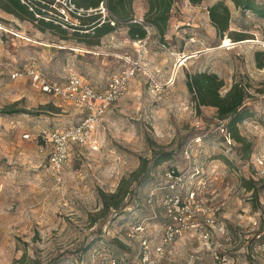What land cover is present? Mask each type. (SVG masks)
<instances>
[{"label": "rangeland", "instance_id": "1", "mask_svg": "<svg viewBox=\"0 0 264 264\" xmlns=\"http://www.w3.org/2000/svg\"><path fill=\"white\" fill-rule=\"evenodd\" d=\"M24 1L34 12L44 2V14L60 21L64 0ZM217 1L203 0L202 8L189 0L174 4L164 44L157 34L148 43L146 72L134 75L99 120L92 137L98 148L71 145L60 180L48 164L49 149L41 152L37 137L42 130L75 126L82 113L36 90L24 74L11 79L10 72L34 67L50 82L61 83L73 68L105 86L124 68L113 54L134 57L132 40L124 24L103 35V45L95 35L82 40V34L54 23L48 28L50 22L35 16L0 17L11 32L0 30V110L16 103L29 112L0 115V264H110L112 259L139 264L142 236L153 249L170 219L162 203L169 167L183 176L174 189L186 207L172 218L181 233L161 256L152 253L156 264H264V66L259 67L264 63V17L224 0L229 31L247 38L220 39L206 12ZM132 7L134 17L144 18L145 0H134ZM89 10L94 9L86 10L79 23H90L92 17L102 22L108 15L100 5ZM70 46L95 53L76 55ZM183 55L191 57L184 60ZM196 71L216 73L224 90L233 82L246 88L249 116L238 130L252 145L249 156L221 131L224 123L214 108L195 107L185 75ZM160 152L170 158L152 167ZM141 158L151 160L147 181L120 214L100 216L99 192H114ZM249 180L257 192L246 188ZM138 223L143 234H131Z\"/></svg>", "mask_w": 264, "mask_h": 264}, {"label": "built area", "instance_id": "2", "mask_svg": "<svg viewBox=\"0 0 264 264\" xmlns=\"http://www.w3.org/2000/svg\"><path fill=\"white\" fill-rule=\"evenodd\" d=\"M20 1L26 4L24 0ZM40 3L43 6L41 8V13L34 12L33 8L29 7V10L34 13L36 19H42L44 21L60 25L64 29L68 28L67 25L77 24L80 17H83L82 15L86 11L82 8H77L73 0H64L63 6H61V9L59 10L60 21L55 22L49 16L44 14V2ZM105 3L106 0L100 3V11L102 13L108 12L105 7ZM197 7L202 8L198 4ZM89 11L93 12L96 11V9ZM108 17L109 13L107 17H104L105 19L103 21L107 19V22H109L110 25L115 26L116 20ZM129 22L137 24L141 27L145 32V35L141 39L134 40V57H122L125 67L110 76L107 85L103 90L96 89L76 72H69L64 82L61 83L50 82L38 69H35L34 67L24 70V73L18 71L10 72L11 79L16 80L24 74L30 78L32 85L36 90L44 94L54 96L62 102L72 104L76 108L80 109L82 113L83 117L80 119V122L73 127L53 131L42 130L38 134L37 138L41 142L39 146L40 151L43 152L44 148L49 149L48 164L50 165L53 174L59 180L64 167L69 161L71 145H88L93 149H97L98 145L92 141V137L95 130L98 128L99 120L105 114L107 109L113 103L119 101V99L125 94L128 89L129 82L132 80L134 75L138 72H146L143 60L148 53L147 46L154 35L157 34L159 38L158 31L153 24L143 17L135 16ZM0 30L10 32V30L7 29L1 22ZM220 129L222 132L225 131L224 127H221ZM24 137L29 138L30 135L24 134ZM258 162L259 164H263L262 160H258ZM182 177L183 176L179 171L172 169H167L164 172V178L168 181V183L165 186V189L167 190L163 194L162 203L164 205L163 208L165 215L170 219L164 226L161 243L154 246L153 249L151 247L150 240L142 236L140 240L139 264H156L155 260L152 258V253L154 252L156 256H161L163 254L164 246L172 242L175 237L181 233V227H177L173 223V219L176 220L175 214L183 212L186 207L185 203L180 198V195L178 193L176 194V190L174 189L175 185L180 184L183 181ZM153 195L154 192L149 195V202L152 200L151 196ZM190 197H193V194ZM144 229L143 224L138 223L131 230V234H143ZM110 264H119V262L112 259Z\"/></svg>", "mask_w": 264, "mask_h": 264}, {"label": "trees", "instance_id": "3", "mask_svg": "<svg viewBox=\"0 0 264 264\" xmlns=\"http://www.w3.org/2000/svg\"><path fill=\"white\" fill-rule=\"evenodd\" d=\"M11 11L18 16L24 14L33 20L34 13L29 10V6L22 3L20 0H7ZM29 1V0H27ZM104 0H73L77 8L84 10L96 9ZM134 0H106L105 7L109 13L108 18L116 20V25L112 26L107 19L98 26L99 22L95 17L91 19V27L96 29L99 35L113 31L118 25L125 24L128 28V36L131 40L141 39L145 32L137 24L130 23L133 13ZM178 0H145L147 9L144 13V18L155 26L158 31L159 38L164 44V35L168 27V21L171 17V12L174 4ZM203 0H189L193 5L201 3ZM234 7L242 11H249L259 17H264V0L258 3L256 0H230ZM42 8V4H40ZM41 9L35 12L41 13ZM134 17V16H133ZM208 17L211 25L216 31V35L223 39L227 35L233 41H241L247 38L245 33L233 34L229 31L230 11L224 0H219L209 6ZM43 22V21H42ZM44 23V22H43ZM48 28L54 27L51 23H45ZM264 63H259V67H263ZM186 87L191 95L192 101L197 109L201 107H211L215 109L216 117L224 123V129L229 140L238 143L242 150L249 156L251 151V143L246 141L240 135L238 123L249 116V111L245 106L247 98L246 88L238 83L233 82L226 90H224V82L216 73L206 71H196L186 73ZM17 113H29L22 108H16V103L4 106L0 110V115H12ZM226 137V136H224ZM170 154L160 152L151 164L152 167L168 160ZM151 160L141 158L139 166L132 171L128 176L123 177L117 188L112 193L104 191L99 192L101 199V209L99 215L105 217L111 213L120 214L126 207L129 198L134 195L136 189L145 183L149 177V163ZM150 166V167H151ZM171 170L177 171L174 167H169ZM178 173V172H177ZM248 190L257 192L259 188L254 189V184L251 180L245 182ZM260 188H264V179L261 182ZM83 249V248H82Z\"/></svg>", "mask_w": 264, "mask_h": 264}, {"label": "crops", "instance_id": "4", "mask_svg": "<svg viewBox=\"0 0 264 264\" xmlns=\"http://www.w3.org/2000/svg\"><path fill=\"white\" fill-rule=\"evenodd\" d=\"M8 8H10V6H9V4H8V1L7 0H0V17L1 18H3V19H8V17H11V16H13V17H19L20 16V18L21 19H30L29 17H27V16H21V14L18 16L17 14H15V13H13V12H11V11H8ZM198 8V7H197ZM207 12V11H206ZM90 14H88L87 13V16H89ZM83 17H84V15H82ZM80 22V21H79ZM77 23V24H71L70 26L71 27H69V28H66V30L67 31H70V33L72 32V33H74V32H76V33H80V34H82V40L84 39V37H89V35H95V37L97 38H100L101 39V43L104 45V42L106 41V38L104 39L103 38V35L104 36H107V35H109V34H111L113 31H111V32H109V33H106V34H102V35H99L98 33H96V29L94 30V28H92L91 27V25H92V23L90 22V23ZM104 21H102V22H99V24H98V26H100V24L101 23H103ZM107 22V21H106ZM78 25V26H77ZM125 25V24H124ZM126 26V25H125ZM127 27V26H126ZM127 30H128V28H127ZM76 35V34H75ZM127 35H128V32H127ZM129 37V36H128ZM108 38H111V36L109 37L108 36ZM91 42H92V40H90ZM91 42H88V43H91ZM97 42V41H96ZM93 43V42H92ZM82 44V43H81ZM119 45H120V47H121V43H119ZM133 45H134V40H132V49H134L133 48ZM69 49H70V51L72 52V53H74V54H84V53H92V54H94L95 53V51H89L86 47H84V46H70V47H68ZM97 50H100V47H98L97 48ZM96 53H98L99 55L101 54V52L100 51H97ZM113 56L114 57H117L118 59H119V61H120V64L123 62V60H122V57H125V56H129V54H118V53H114L113 54ZM118 61V62H119ZM124 63V62H123ZM124 67H125V63H124ZM69 72H76L77 74H79L84 80H86L87 82H89L91 85H93L96 89H99V90H103V89H105V87H106V85H107V83L105 82V86L104 85H102L101 86V84H103L102 82H100L99 80H97V79H91V78H89L88 76H86V75H83L80 71L78 72L76 69H73V68H70L68 71H67V74H66V76H65V78L67 77V75H68V73ZM96 80V81H95ZM108 82V81H107Z\"/></svg>", "mask_w": 264, "mask_h": 264}, {"label": "water", "instance_id": "5", "mask_svg": "<svg viewBox=\"0 0 264 264\" xmlns=\"http://www.w3.org/2000/svg\"><path fill=\"white\" fill-rule=\"evenodd\" d=\"M182 57H183L184 60H187L188 58L191 57V55H183Z\"/></svg>", "mask_w": 264, "mask_h": 264}, {"label": "bare ground", "instance_id": "6", "mask_svg": "<svg viewBox=\"0 0 264 264\" xmlns=\"http://www.w3.org/2000/svg\"><path fill=\"white\" fill-rule=\"evenodd\" d=\"M227 44V43H226ZM193 55V54H192Z\"/></svg>", "mask_w": 264, "mask_h": 264}]
</instances>
